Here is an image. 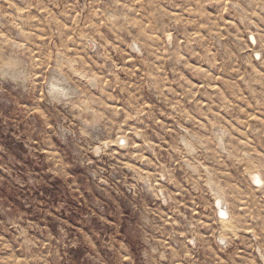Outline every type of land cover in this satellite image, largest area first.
Here are the masks:
<instances>
[{
  "label": "rangeland",
  "instance_id": "rangeland-1",
  "mask_svg": "<svg viewBox=\"0 0 264 264\" xmlns=\"http://www.w3.org/2000/svg\"><path fill=\"white\" fill-rule=\"evenodd\" d=\"M253 169L264 0H0V264H264Z\"/></svg>",
  "mask_w": 264,
  "mask_h": 264
},
{
  "label": "built area",
  "instance_id": "built-area-1",
  "mask_svg": "<svg viewBox=\"0 0 264 264\" xmlns=\"http://www.w3.org/2000/svg\"><path fill=\"white\" fill-rule=\"evenodd\" d=\"M259 55L261 56L260 58H262V55L261 54ZM255 58L258 60L260 59V58H257V55H255ZM214 207L216 210V218L219 222H226L228 220H232L233 212H232V208L229 203L227 204L226 202H223V204L220 205L217 202H214ZM218 245L220 247H225L228 245V242L227 240H225V242L223 240H219Z\"/></svg>",
  "mask_w": 264,
  "mask_h": 264
},
{
  "label": "bare ground",
  "instance_id": "bare-ground-1",
  "mask_svg": "<svg viewBox=\"0 0 264 264\" xmlns=\"http://www.w3.org/2000/svg\"><path fill=\"white\" fill-rule=\"evenodd\" d=\"M249 172L252 174V175L251 174H249V175L251 176L252 180L255 182L256 186L264 187V178H263V175L261 173H259V170L253 169V170H250ZM214 202H217L218 204L221 205V204H223V202H226V200H224L223 197L217 196L216 199L214 200ZM230 222H231L230 220L227 221L226 230H232V228L229 224Z\"/></svg>",
  "mask_w": 264,
  "mask_h": 264
}]
</instances>
